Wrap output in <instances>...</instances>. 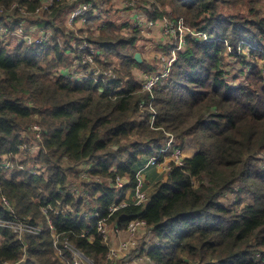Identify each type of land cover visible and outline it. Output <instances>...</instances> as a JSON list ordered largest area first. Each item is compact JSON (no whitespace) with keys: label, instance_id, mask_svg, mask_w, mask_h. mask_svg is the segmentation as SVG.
<instances>
[{"label":"trees","instance_id":"16d2710c","mask_svg":"<svg viewBox=\"0 0 264 264\" xmlns=\"http://www.w3.org/2000/svg\"><path fill=\"white\" fill-rule=\"evenodd\" d=\"M147 1L152 22L164 13L175 25L183 20L212 35L204 42L188 36L152 90L141 89L132 73L157 67L134 58L138 29L124 35L112 19L88 16L92 24L101 22L88 37L105 55L100 66L112 68L117 80L72 81L54 71L71 62L68 43L75 34L56 21L73 0H57L45 19L33 18L40 0H0L1 25L13 30L39 20L54 32L50 42L35 47L22 43L9 49L0 39V219L43 225L38 235L21 237L0 225V264H69L65 240L97 264L108 262L109 246L95 220L74 217L70 210L52 213L51 229L40 210L44 205L78 212L86 206L121 229L143 219L158 239L146 252L154 264H260L255 256H264V77L244 49L264 58L263 0ZM165 46L170 53L173 46ZM227 46L241 66L232 76L223 67ZM110 56L121 59L118 68L108 66ZM171 136L182 147L190 141L193 153L165 176L147 168L154 170L143 178L148 201L128 200L110 212L117 177L124 181L122 195L134 193L138 171L152 155L162 157L160 148ZM36 140L39 151L28 149L22 163H38L43 175L1 168L6 155L16 161L20 146ZM72 185L80 187L77 195L69 192Z\"/></svg>","mask_w":264,"mask_h":264},{"label":"built area","instance_id":"2783aa9c","mask_svg":"<svg viewBox=\"0 0 264 264\" xmlns=\"http://www.w3.org/2000/svg\"><path fill=\"white\" fill-rule=\"evenodd\" d=\"M56 1L57 0H40V5L35 10V14L33 16L37 17L40 14H44L45 16L46 12H51V9ZM104 2L105 0H73L72 5L67 10L69 11V18L66 20V28L68 29V27H71L70 30H73L75 34V37H72L68 43L70 47H68L69 49L67 53L71 57V62L69 65L59 67L57 70H55V76L62 75L71 79L72 81L92 79L94 81L102 80L103 82H112L117 80V75L115 74V71L112 70V68L103 69L100 66V62L106 63V59L101 54L99 47L91 42L87 36H82L81 33L78 32L77 28H74L77 21L84 23L88 16L90 17L100 15L101 11L99 9L104 4ZM124 6H127L126 8H131V28L138 29L141 33H144L145 29L149 26V24H146V17L140 12V9L136 7L133 2L126 5L124 4ZM41 18L45 19L46 17ZM15 29L10 30L6 26L0 24V39L3 40L9 36H14L17 38L18 44L23 43L26 46L35 47L50 42L54 36L52 29L44 28V26L35 24L30 26L25 24V21L17 25ZM162 31L164 36L168 38L167 41L165 40V42H168L166 44L173 46V49L170 53H168L166 56H163L161 60H159V64L155 70L144 72L142 76L135 78L143 90H152L160 78H165L167 76L170 66L176 60V51L182 50L186 44V38L188 37L187 35H190L196 40L199 39V42H202V40H208L211 38L210 36H212L206 32L194 30L182 21H179L175 25L173 21L170 20L169 22L166 20L165 28H162ZM65 41V38L60 39V43L64 48L67 46L65 45ZM244 52L248 54L249 49H245ZM253 64L257 67L259 66L258 68L261 70V74L264 77V63L257 60ZM108 66L112 65L108 63ZM33 127L35 129H39V126L36 124L33 125ZM36 136L39 138V131L36 133ZM31 148L36 149V153L39 151L38 140L34 141V143L30 146L27 143H24L20 146V149L22 150ZM160 153L162 154V157H159V155H152L144 164L143 168H141L139 171L143 172L150 166H154L160 173L168 174L174 164H183L185 156L189 155V150L183 149L181 145L177 144L175 138L171 136L168 139L166 145L160 148ZM1 168L7 172L18 168L29 171L36 175H43L44 172V169H41L38 163L23 164L22 161H11L7 155L4 157V160H2ZM139 171L137 173L138 176L142 174L139 173ZM143 178V174L142 176H139V182L134 189V193L133 190H128L122 195L124 181L117 177L116 196L114 202L109 206V211L113 212L119 207L125 206L128 200H133L136 204H145L148 199L146 191L143 189ZM79 188L80 187H77V185H72L69 187V192L73 195H77L80 192ZM128 193L133 194L131 198L127 196ZM2 201L6 205L8 211L13 215L14 209L9 200L5 196H2ZM40 210L46 216L47 223L51 229H53L51 221L52 213L63 214L70 210L74 217L79 215L85 219L95 220L98 233L101 234L109 246L108 253L106 255L108 262H105L106 264H116V261H119V264H154V262L146 255V252L153 244L158 243V239L156 236L151 235L150 231L147 230L148 226L143 219H133L127 224L125 228L121 229L116 223L108 222L107 217L100 218V214L97 210H92L86 206H83L79 212L75 209H72L68 205L55 208L44 205L40 207ZM0 225L11 227L16 233H18L20 237L25 233L38 235L41 233L43 228L42 223L35 225L29 224L22 222L17 218L14 219L13 216L11 219H0ZM88 231L89 230H86L81 235L84 236L88 233ZM121 231H125L129 235V239L127 241H124L120 237ZM140 231L143 232L145 237L133 239L134 236ZM116 239L117 241H115ZM113 240L116 242L115 245L112 243ZM54 243H56V241ZM64 247L71 253V262L69 264H97L93 259L87 257L83 251L76 248L67 240L64 241ZM56 249L58 253H60V250L58 248ZM255 260L260 264H264V256H260L259 253H256ZM62 261H64L63 256Z\"/></svg>","mask_w":264,"mask_h":264},{"label":"rangeland","instance_id":"374dc122","mask_svg":"<svg viewBox=\"0 0 264 264\" xmlns=\"http://www.w3.org/2000/svg\"><path fill=\"white\" fill-rule=\"evenodd\" d=\"M121 2H123V5L125 4H130L131 2H133L134 3V5L136 6V7H138L139 9H140V12L141 13H143V15L146 17V19H147V22H146V24H149V26L145 29V31H144V33H141V37L144 35V37H143V39L142 38H139V42H140V44H141V46H142V52H140L141 53V55H142V59L143 60H145L144 59V56L145 55H148V57H147V59L149 60L148 61V63H150V64H152V65H155V64H158V60H161V58L163 57V56H166L167 54H168V52L166 51V46H164L166 43H168V42H165V43H162V41L160 40V41H156V40H159V38H158V36H157V33H162L163 31H162V28H165V25H166V20L167 21H169L170 22V20L172 19L171 17H170V15H167V14H164L163 13V15H162V17H160V18H158L157 20H155L154 22H152L151 20H150V18H149V12H147V11H143L142 9H143V7L146 5V6H149V1H147V0H116V2H114V0H110V2H109V4H107L104 8L106 9V10H109L110 8H116V7H118L119 8V13H116V14H114V15H106V17H105V19L104 20H106V19H112L115 23H121V22H123V19H124V17H122V13H123V10L120 12V7H124V10H125V8L127 7V6H121ZM158 5H159V8L162 10L163 9V7L160 5V3H158ZM260 5H262V7H263V9H264V0H263V2L260 4ZM130 6V5H129ZM167 8H165L168 12H170V10H171V8L170 7H168V6H166ZM138 9V10H139ZM128 10V12H130L131 11V9H127ZM69 11H67V12H65L64 14H63V16H62V21H60L59 20V22L58 21H56V23L57 24H62V25H64L65 26V21L69 18ZM41 17H45L43 14H40L39 16H37V17H34L33 16V18H41ZM99 17H101V16H99ZM91 18V17H90ZM101 18H104V17H101ZM91 21V20H90ZM88 22V18L86 19V21L83 23V24H85V26H84V29H83V31L82 32H80V31H78L79 33H81V35L82 36H87V37H91V36H95L98 32H96V28H97V24H99V23H96V21H95V23H91V22ZM171 21H173V20H171ZM179 21H182L183 23H184V21L183 20H178V21H175V22H179ZM97 22H99V20L97 21ZM130 22H131V20H130ZM174 22V21H173ZM130 26V29L128 28V25L127 26H125V28L122 30V31H126L125 33L123 32V34L125 35V34H129V33H131L132 32V30H134L133 28H131V25H129ZM152 27V28H151ZM74 28H76L75 26H74ZM90 28H92V30H90ZM161 28V29H160ZM68 29H71V27L69 28L68 27ZM15 31H16V29H15ZM93 32V33H92ZM154 32H156L155 34H154ZM161 35V34H160ZM162 36L164 37V39L167 41L168 40V38L166 37V36H164V34L162 33ZM187 36H190V35H187ZM152 38V39H149V38ZM211 38H212V36H210ZM210 38V39H211ZM89 39V38H88ZM145 39V40H144ZM160 39H162V37L160 36ZM210 39H208V40H210ZM90 40V39H89ZM199 40V39H198ZM197 40V41H198ZM4 41H6V43H7V45H8V48L9 49H11V48H13L14 47V45H15V42H16V38L14 37V36H9V37H7V38H5L4 39ZM91 41V40H90ZM205 41H207V40H205ZM92 42V41H91ZM142 42V43H141ZM202 42H204L203 40H202ZM95 44V43H94ZM157 44V45H156ZM185 47H186V44H185V46H184V48L183 49H185ZM182 49V50H183ZM230 47L229 46H227L226 47V50H225V56H226V60L223 62L224 64H223V67L224 68H226V69H229L230 71H231V75L230 76H232V75H235L237 72H238V70H239V68H241V66H240V64L236 61V59H233V56H231L230 55ZM245 50V49H244ZM159 52H162V55L160 56V57H158V56H156L154 53H159ZM144 55V56H143ZM246 55H248V57H246V59L247 60H249L250 62H256L257 60H259L260 62H262V63H264V59L263 58H261V57H259L258 55L257 56H253V55H251V56H249V54H246ZM104 57H105V55H104ZM142 60V61H143ZM259 67V66H258ZM155 70V69H154ZM248 69H246V71H247ZM150 71H153V70H150ZM233 78V77H232ZM231 78V79H232ZM185 144H186V146H184L183 147V149H188L189 150V155L190 154H192L193 153V151L195 150V148H196V146H192V144H191V142L190 141H187V142H185ZM149 169V168H148ZM147 170V169H146ZM144 170V172H141V171H139V173H142L143 174V177L146 175V174H148V173H150L151 172V174H152V171H154V170ZM142 174H140L139 176H142ZM163 175L165 176V174L163 173ZM147 230L148 231H150V233H151V235H154V236H156V234L154 233V231L151 229V228H147ZM126 234V235H123V234ZM123 235V236H122ZM139 237H145L144 236V234H143V232L142 231H140L137 235H135L134 236V238L133 239H138ZM157 237V236H156ZM121 238L124 240V241H127L128 239H129V235L127 234V232H125V231H121ZM115 241H117V239L115 240ZM114 240L112 241V243L115 245L116 244V242H115ZM138 242V241H137ZM139 243V242H138ZM118 263V261H116V264ZM103 264H106V263H103Z\"/></svg>","mask_w":264,"mask_h":264},{"label":"crops","instance_id":"0c3cea01","mask_svg":"<svg viewBox=\"0 0 264 264\" xmlns=\"http://www.w3.org/2000/svg\"><path fill=\"white\" fill-rule=\"evenodd\" d=\"M109 2H110V0L108 1V2H104V4L101 6V8L99 9L101 12H100V15H98V16H101V17H104V18H100V20H101V22H103L104 21V19H105V17H106V15H108L106 12H105V6L107 5V4H109ZM114 2H116V0H114ZM121 6H124L123 5V2H121ZM116 10H119V8L118 7H116L115 8ZM150 9H151V6H150V4H149V6H144L143 7V11H150ZM123 10V13H122V17H124V19H123V22H121V23H116L118 26H120V32L121 33H125L126 31H122L124 28H125V26H127L128 25V28L130 29V24H131V22H130V20H131V16H132V13H131V11L130 12H128V10L127 9H125L124 10V7H120V12ZM63 16V15H62ZM37 22H40L39 20H35V22H32V21H25V24H27V25H38V23ZM101 22L99 23V24H101ZM99 24H97V26L99 25ZM65 26H67L66 25V21H65ZM84 26H85V24H83V22H81V21H77L76 23H75V27L78 29V30H82L83 31V29H84ZM152 28V27H151ZM148 29V28H147ZM161 29V28H160ZM93 31V30H92ZM96 32H98V29L96 28ZM156 32H154V34H155ZM161 34V35H160ZM157 36H158V38H159V40H156L157 42L158 41H162V43H165V39H164V37L162 36V33H157ZM160 36L162 37V39H160ZM143 37H144V35L141 37L142 39H143ZM16 38V37H15ZM149 39H152L151 37L149 38ZM139 40V39H138ZM137 40V42L135 43V49H137V51L138 52H142V46H141V44H140V42ZM145 40V39H144ZM142 43V42H141ZM18 44V41H17V38H16V42H15V45H14V47L16 46ZM157 45V44H156ZM166 45V44H165ZM164 45V46H165ZM13 47V48H14ZM12 49V48H11ZM156 56H158V57H160L161 55H162V52H159V53H154ZM144 56V55H143ZM147 57H148V55H145L144 56V59L146 60V62H148L149 60L147 59ZM108 63L109 64H111L112 66H114V67H116V68H118L119 66H120V64H121V59H119V58H117V57H115V56H110L109 57V61H108ZM158 64H159V60H158ZM158 64L157 65H155V66H158ZM157 68V67H156ZM57 70V69H56ZM55 72V71H54ZM146 72V71H145ZM150 72V71H149ZM132 73L134 74V77L136 78H138V77H140V76H142L143 74H144V72H143V70H141V69H139V68H134L133 70H132ZM29 151H31L33 154H35L36 153V149H34V148H31V149H29ZM27 156H28V149L27 150H21L20 152H18V153H16L15 154V159L16 160H18V161H25L26 160V158H27ZM156 169V171H158L157 170V168H155ZM8 172H10V171H8ZM159 172V171H158ZM132 195L133 194H127V196L129 197V198H131L132 197ZM123 235H126L125 233L123 234ZM122 235V236H123ZM121 237V236H120ZM120 262L118 261V263L117 264H119Z\"/></svg>","mask_w":264,"mask_h":264},{"label":"water","instance_id":"95a60500","mask_svg":"<svg viewBox=\"0 0 264 264\" xmlns=\"http://www.w3.org/2000/svg\"><path fill=\"white\" fill-rule=\"evenodd\" d=\"M134 58L136 59V61L138 62H142V55L140 52H136L135 55H134Z\"/></svg>","mask_w":264,"mask_h":264}]
</instances>
